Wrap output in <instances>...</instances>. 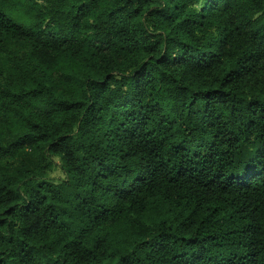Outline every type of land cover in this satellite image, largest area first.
Instances as JSON below:
<instances>
[{
  "label": "trees",
  "instance_id": "trees-1",
  "mask_svg": "<svg viewBox=\"0 0 264 264\" xmlns=\"http://www.w3.org/2000/svg\"><path fill=\"white\" fill-rule=\"evenodd\" d=\"M0 264H264V0H0Z\"/></svg>",
  "mask_w": 264,
  "mask_h": 264
},
{
  "label": "rangeland",
  "instance_id": "rangeland-1",
  "mask_svg": "<svg viewBox=\"0 0 264 264\" xmlns=\"http://www.w3.org/2000/svg\"><path fill=\"white\" fill-rule=\"evenodd\" d=\"M57 176V175H56Z\"/></svg>",
  "mask_w": 264,
  "mask_h": 264
}]
</instances>
